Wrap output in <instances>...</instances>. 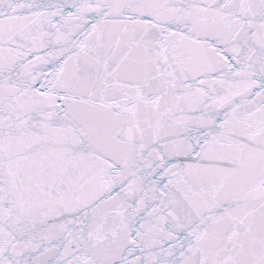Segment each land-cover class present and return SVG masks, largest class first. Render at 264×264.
<instances>
[{"label": "snow or ice", "instance_id": "6c2138e0", "mask_svg": "<svg viewBox=\"0 0 264 264\" xmlns=\"http://www.w3.org/2000/svg\"><path fill=\"white\" fill-rule=\"evenodd\" d=\"M0 264H264V0H0Z\"/></svg>", "mask_w": 264, "mask_h": 264}]
</instances>
